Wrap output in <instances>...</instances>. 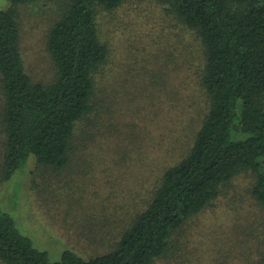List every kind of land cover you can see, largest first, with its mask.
Masks as SVG:
<instances>
[{
  "label": "trees",
  "instance_id": "16d2710c",
  "mask_svg": "<svg viewBox=\"0 0 264 264\" xmlns=\"http://www.w3.org/2000/svg\"><path fill=\"white\" fill-rule=\"evenodd\" d=\"M7 1L0 9V181L30 157L56 175L76 159V125L98 111L99 73L109 49L97 12L113 11L123 0H61L46 39L55 68L49 83L32 79L21 51L17 6L38 0ZM155 1L191 32V44L183 48L179 39L178 48L181 62L194 58L196 64L191 79L206 107L199 128L189 139L186 127L173 129L171 148L158 143L162 155L173 148L162 162L167 167L147 188L144 206L133 205L112 249L83 256L67 248L52 261L0 209L2 264H155L189 220L242 174L252 177L251 196L264 212V0ZM185 77L181 83L189 82ZM92 164L110 166L97 156ZM255 264H264V254Z\"/></svg>",
  "mask_w": 264,
  "mask_h": 264
},
{
  "label": "rangeland",
  "instance_id": "374dc122",
  "mask_svg": "<svg viewBox=\"0 0 264 264\" xmlns=\"http://www.w3.org/2000/svg\"><path fill=\"white\" fill-rule=\"evenodd\" d=\"M9 5L0 0V9ZM17 9L26 71L49 83L55 68L46 39L61 0ZM96 19L109 57L99 73L98 111L75 127L76 159L54 175L30 157L0 181V209L52 261L67 248L83 256L112 249L133 205L144 206L147 188L167 167L162 162L173 148L167 155L162 150L172 147L177 132L171 139V131L186 127L189 139L205 114L204 98L191 79L194 58L180 61L178 41L188 47L191 32L164 5L123 0L113 11H98ZM187 75L191 80L181 83ZM91 156L110 166H88ZM252 185V177L242 174L223 186L155 264H255L264 254V212L251 196Z\"/></svg>",
  "mask_w": 264,
  "mask_h": 264
}]
</instances>
